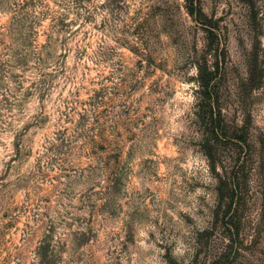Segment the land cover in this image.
I'll list each match as a JSON object with an SVG mask.
<instances>
[{
	"label": "rangeland",
	"instance_id": "rangeland-1",
	"mask_svg": "<svg viewBox=\"0 0 264 264\" xmlns=\"http://www.w3.org/2000/svg\"><path fill=\"white\" fill-rule=\"evenodd\" d=\"M0 264H264V0H0Z\"/></svg>",
	"mask_w": 264,
	"mask_h": 264
},
{
	"label": "trees",
	"instance_id": "trees-1",
	"mask_svg": "<svg viewBox=\"0 0 264 264\" xmlns=\"http://www.w3.org/2000/svg\"><path fill=\"white\" fill-rule=\"evenodd\" d=\"M189 12H190L191 15L194 14V13H193V10H190ZM196 14H197V13H196ZM201 86H204V85H201ZM204 87H205V86H204Z\"/></svg>",
	"mask_w": 264,
	"mask_h": 264
}]
</instances>
